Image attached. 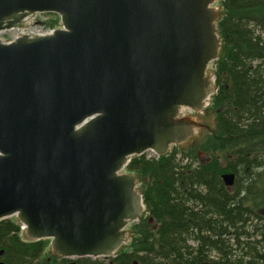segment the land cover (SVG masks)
Instances as JSON below:
<instances>
[{"label": "water", "instance_id": "obj_1", "mask_svg": "<svg viewBox=\"0 0 264 264\" xmlns=\"http://www.w3.org/2000/svg\"><path fill=\"white\" fill-rule=\"evenodd\" d=\"M217 3L0 0V29L35 12L64 24L51 36L0 42V220L17 216L30 238L50 239L64 257L128 250L126 226L144 205L137 177L118 174L127 156L165 154L212 129L176 115L181 105L211 107ZM222 178L232 187L236 175Z\"/></svg>", "mask_w": 264, "mask_h": 264}, {"label": "trees", "instance_id": "obj_2", "mask_svg": "<svg viewBox=\"0 0 264 264\" xmlns=\"http://www.w3.org/2000/svg\"><path fill=\"white\" fill-rule=\"evenodd\" d=\"M220 4L216 129L196 150L133 158L127 171L139 179L146 214L130 248L77 264H264V0ZM232 172L229 187L222 176ZM48 244L24 241L14 219L0 220V264H59L45 257Z\"/></svg>", "mask_w": 264, "mask_h": 264}, {"label": "rangeland", "instance_id": "obj_3", "mask_svg": "<svg viewBox=\"0 0 264 264\" xmlns=\"http://www.w3.org/2000/svg\"><path fill=\"white\" fill-rule=\"evenodd\" d=\"M214 6H215L216 10H222L220 3L214 4ZM54 20H57V16L55 14H52V13H42V14H37L34 16V21L36 23L43 22V21L53 22ZM211 65L214 69L215 64L212 63ZM214 71H215V69H214ZM210 108L207 110L206 113L189 112L188 115L186 116V117H202L204 122L206 123L207 127L212 128V129L208 130V135L211 134L212 131H214L216 129V117H215L214 112ZM204 138L205 137L194 139V140H189V141H185V142H181V143H177V144H172L170 146V150L173 148H178V150H180L181 153H183V151L189 152L191 150H196L197 146H195V145H198L197 143L201 142ZM201 155H203V154L201 153ZM190 157H192V155ZM127 230L130 231L131 233H133V231H132L133 225H131V227H127ZM22 236L24 239H29L27 237V235H25V234H23ZM132 239H133V237H132ZM131 243H132V240H131ZM131 243H130V245H131ZM48 245L49 246L46 250L45 257L50 259L51 261L53 260L54 262H58L59 264H62V261L60 260L61 257L58 256V254L53 252L52 248L50 247V243ZM129 248H130V246H129ZM67 260H75V259H67Z\"/></svg>", "mask_w": 264, "mask_h": 264}, {"label": "built area", "instance_id": "obj_4", "mask_svg": "<svg viewBox=\"0 0 264 264\" xmlns=\"http://www.w3.org/2000/svg\"><path fill=\"white\" fill-rule=\"evenodd\" d=\"M54 30L55 27L45 24H36L34 16L30 15L24 18L23 27L0 30V40L2 42H9L25 34L33 36L32 33L37 35H51L54 33Z\"/></svg>", "mask_w": 264, "mask_h": 264}, {"label": "flooded vegetation", "instance_id": "obj_5", "mask_svg": "<svg viewBox=\"0 0 264 264\" xmlns=\"http://www.w3.org/2000/svg\"><path fill=\"white\" fill-rule=\"evenodd\" d=\"M20 236H21L22 240H24V241H26V242H30V241L35 242V241H33V240H30V239H24L22 235H20ZM48 246H49V245H48ZM48 246L46 247V250H47ZM236 246H237V245H236ZM50 247H51V245H50ZM46 250H45V253H46ZM234 254H235V256H237V255L240 256V255H242L243 253H242L241 249L237 247V249L234 251ZM1 256H2V255H1ZM49 260H50V259H49ZM60 260H61V261L63 262V264H64V262H65V261H64V258L61 257ZM65 264H69V262H66Z\"/></svg>", "mask_w": 264, "mask_h": 264}]
</instances>
